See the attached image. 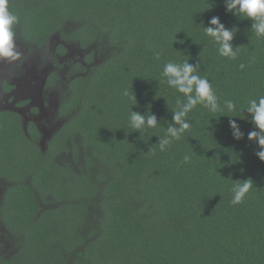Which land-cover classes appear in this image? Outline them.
Here are the masks:
<instances>
[{
	"label": "trees",
	"instance_id": "16d2710c",
	"mask_svg": "<svg viewBox=\"0 0 264 264\" xmlns=\"http://www.w3.org/2000/svg\"><path fill=\"white\" fill-rule=\"evenodd\" d=\"M7 7L17 17L13 32L39 41L68 26L67 40L91 50L87 63L95 52L104 60L65 92L76 109L68 139L73 152L76 139L84 147V167L77 174L70 164L51 166L53 185L39 198L54 208L41 212L32 203L6 219L22 243L0 264H264V162L247 139L255 130L248 102L264 97V36H256L252 21L227 13L223 0H8ZM213 16L237 29L235 59L221 56L205 34ZM184 60L198 65L219 109L198 104L185 117L190 128L161 150L177 99L186 102L167 85L163 68ZM131 111L151 112L157 126L133 129ZM230 119L242 138L233 137ZM7 132L0 122V178L20 174L18 190L29 201L27 170L17 171ZM246 178L253 187L233 204V184L242 183L234 180Z\"/></svg>",
	"mask_w": 264,
	"mask_h": 264
},
{
	"label": "flooded vegetation",
	"instance_id": "af4514ba",
	"mask_svg": "<svg viewBox=\"0 0 264 264\" xmlns=\"http://www.w3.org/2000/svg\"><path fill=\"white\" fill-rule=\"evenodd\" d=\"M64 32L69 34L68 26ZM61 34L49 33L41 40L33 41L21 29H15L13 44L15 48L22 46L23 54L10 68L9 64L0 63V116L6 114L0 122L8 131L4 144L11 148L13 143L17 171L27 170L23 172L26 177L22 182L29 196L28 201L27 196L18 190L21 187L18 185L22 178L20 174L12 179L0 178L8 185L7 189H0V260L11 259L22 243V238H16L8 228L6 219L14 217L19 208H29L32 203L41 212L47 210L49 205L39 197L45 187L53 185L49 181L51 166L56 169L55 163L61 168L70 164L77 174L80 172L77 168L84 167V147L76 139L77 148L73 152L68 139V124L76 109L70 107L65 92L70 81L77 76H92L96 69L92 67L95 53H92L93 61L87 63L85 59L91 50L69 42L68 35ZM78 66L84 72L70 75ZM43 180L45 186H41ZM59 180L57 177V184ZM32 227L29 225V229ZM9 249H14L11 255Z\"/></svg>",
	"mask_w": 264,
	"mask_h": 264
},
{
	"label": "clouds",
	"instance_id": "9594fccd",
	"mask_svg": "<svg viewBox=\"0 0 264 264\" xmlns=\"http://www.w3.org/2000/svg\"><path fill=\"white\" fill-rule=\"evenodd\" d=\"M7 4L8 0H0V58L15 60L20 56L13 44L12 25L17 21V17L8 10ZM223 5L227 13L251 20V29L256 36H264V0H223ZM201 24L203 25V21ZM203 27L205 34L219 45L218 51L221 56L230 59L236 58V51L230 43L237 30L235 27L231 30L225 28L218 16L211 17L208 26L203 25ZM240 67L243 68L244 65L241 64ZM197 72L198 65L193 66L187 60L182 62L170 61L164 65L162 76L166 78L167 85L183 94L186 102L177 99L178 109L173 112L172 123L166 130V136L159 140L161 150H164L165 146L171 143V140H179L181 135L190 128L185 117L198 104H202L213 113L219 109L217 96L210 83L207 79L199 76ZM123 94L127 96L128 92L125 91ZM224 103L227 110L235 114L236 105L231 100H226ZM247 112L251 117L247 122L254 125L255 128L248 133L247 139L256 142L259 151L255 155L261 162H264V97H260L258 101L250 100ZM130 126L135 130L155 128L157 120L151 112L141 114L131 111ZM229 126L233 130L235 139L242 138L243 133L240 132L235 119H230ZM189 160V156L184 157L185 162ZM234 181H242V183L233 184L234 198L232 203L236 204L240 203L249 189L253 187V180L246 178Z\"/></svg>",
	"mask_w": 264,
	"mask_h": 264
},
{
	"label": "rangeland",
	"instance_id": "374dc122",
	"mask_svg": "<svg viewBox=\"0 0 264 264\" xmlns=\"http://www.w3.org/2000/svg\"><path fill=\"white\" fill-rule=\"evenodd\" d=\"M55 42V41H54ZM56 46H58L57 45V43H56ZM15 48V47H14ZM21 48H23L22 46H19L18 48H15V50L17 51V52H19L20 53V55L21 54H23V52L21 51ZM92 50H94L95 51V49L94 48H92ZM103 60H104V56H103V54H101V53H99V52H95V61H94V64L92 65V67H94V68H98L99 66H100V64L103 62ZM16 61H18V59H15V60H12L11 58H0V63L1 62H3V63H6V64H9L8 65V67L10 68L11 67V65H12V63L13 62H16ZM93 74V73H92ZM85 182V179H81V180H78V185L80 186V188L82 189V187H83V183ZM86 184H87V182H86ZM2 187H6V189L8 188V185L4 182V181H2V180H0V189L2 188ZM76 191V193H82L83 191H81V190H75ZM50 208H54V206H48V208L47 209H50ZM95 212V211H94ZM11 249H9V251H10ZM14 252V249H12L9 253V255H11L12 253Z\"/></svg>",
	"mask_w": 264,
	"mask_h": 264
}]
</instances>
